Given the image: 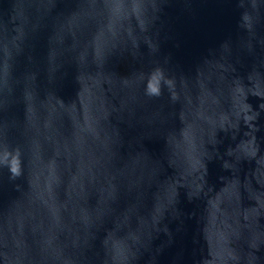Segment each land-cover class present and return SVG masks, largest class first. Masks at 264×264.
Here are the masks:
<instances>
[{
	"label": "water",
	"instance_id": "obj_1",
	"mask_svg": "<svg viewBox=\"0 0 264 264\" xmlns=\"http://www.w3.org/2000/svg\"><path fill=\"white\" fill-rule=\"evenodd\" d=\"M0 264H264V0H0Z\"/></svg>",
	"mask_w": 264,
	"mask_h": 264
},
{
	"label": "clouds",
	"instance_id": "obj_2",
	"mask_svg": "<svg viewBox=\"0 0 264 264\" xmlns=\"http://www.w3.org/2000/svg\"><path fill=\"white\" fill-rule=\"evenodd\" d=\"M158 85H159V81H156L155 83L150 81L148 85V93L150 95H156V96L160 95V89ZM13 171H15V169H13Z\"/></svg>",
	"mask_w": 264,
	"mask_h": 264
}]
</instances>
